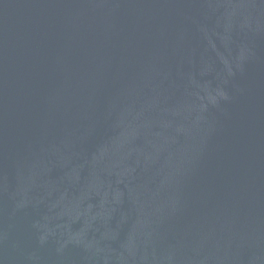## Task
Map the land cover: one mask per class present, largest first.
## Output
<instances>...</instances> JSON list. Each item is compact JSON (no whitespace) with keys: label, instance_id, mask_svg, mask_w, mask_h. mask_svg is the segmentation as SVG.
Masks as SVG:
<instances>
[{"label":"water","instance_id":"obj_1","mask_svg":"<svg viewBox=\"0 0 264 264\" xmlns=\"http://www.w3.org/2000/svg\"><path fill=\"white\" fill-rule=\"evenodd\" d=\"M0 264H264V0H0Z\"/></svg>","mask_w":264,"mask_h":264}]
</instances>
